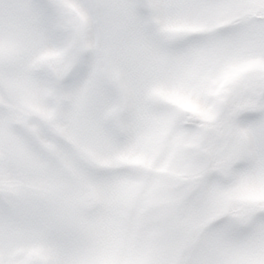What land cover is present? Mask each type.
Wrapping results in <instances>:
<instances>
[{
	"label": "snow or ice",
	"instance_id": "obj_1",
	"mask_svg": "<svg viewBox=\"0 0 264 264\" xmlns=\"http://www.w3.org/2000/svg\"><path fill=\"white\" fill-rule=\"evenodd\" d=\"M0 264H264V0H0Z\"/></svg>",
	"mask_w": 264,
	"mask_h": 264
}]
</instances>
